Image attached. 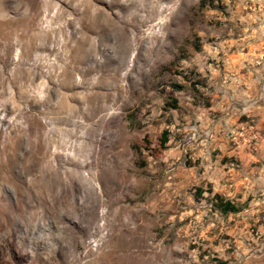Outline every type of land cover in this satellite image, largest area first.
Returning a JSON list of instances; mask_svg holds the SVG:
<instances>
[{"label": "rangeland", "instance_id": "obj_1", "mask_svg": "<svg viewBox=\"0 0 264 264\" xmlns=\"http://www.w3.org/2000/svg\"><path fill=\"white\" fill-rule=\"evenodd\" d=\"M69 2L0 0V264H128L129 250L150 264H264V0H139L144 23L97 63L82 48L103 33ZM107 3L102 15L124 14ZM44 41L54 50L26 94L28 47ZM45 136L54 165L81 166L72 223L34 202L37 170L11 171L25 149L8 144ZM214 194L241 211L222 215Z\"/></svg>", "mask_w": 264, "mask_h": 264}, {"label": "bare ground", "instance_id": "obj_2", "mask_svg": "<svg viewBox=\"0 0 264 264\" xmlns=\"http://www.w3.org/2000/svg\"><path fill=\"white\" fill-rule=\"evenodd\" d=\"M105 1H107V0H70V2L75 3V5H74L75 11L80 12L84 17L88 18L90 20V25L96 27V31L103 33L101 39L99 41H97V43L93 42L92 45H90L88 48H86V49L82 48V51H83L84 55L87 57V59L89 61L90 60L93 61L94 63L98 62V56H100V55L104 56L106 53H108L110 51V49L112 50V47L114 45H116L117 43H119V42H121L127 38H129L128 37L129 36L128 28L133 23L143 24L145 21V20H143V18H139L136 11L134 10V5L139 0H108L107 4L109 5L110 8L121 9L124 11V14H122V15H113L112 16L110 14L112 17H106L105 15H102V10L99 7V5H103L105 3ZM154 2H155V0H154ZM49 7H51V6L49 5ZM143 7H144V4L139 6V8H143ZM131 8H133V9H131ZM65 14H66L65 9L62 8V6H59V9H58L57 13L55 14L54 19H58L59 17L61 18V17L65 16ZM88 23H89V21H88ZM84 27L85 26H83V28ZM39 32H42V30L41 31L39 30ZM31 37L34 38L33 35ZM76 40H77V44H79L80 46L82 45V43L84 41L82 37L76 38ZM48 46H49L48 41L47 42L44 41L41 43L33 42L28 47L30 52L34 51L36 54H35V59L33 60L32 69H28V70L24 71L25 72V73H23L24 76L21 77V79L23 81L31 80V82L28 85L26 83H24L26 85H22L23 92H26V94L31 93L36 89V84L34 81H35V78H37V76L39 75L37 63L40 60H43V58H44L42 55V52L48 51L50 53L54 50V48H52V50H49ZM76 47H77V45H76ZM77 49H79V47ZM82 51H81V53H82ZM37 53H40V55H37ZM83 53L81 55H83ZM77 54H78V52H77ZM80 58H82V57H80ZM84 59H86V58H84ZM88 60H87V62H88ZM80 63H79V65H80ZM18 65H21V64L18 63ZM84 71H86V70H84ZM63 73L67 74L68 72H67V70H64ZM28 99H29L28 101H34V102L37 101V100H35L36 96H33V95L32 96L30 95L28 97ZM72 135H74V134H72ZM75 141H73V142H75ZM53 143H55V141L50 139L49 137H46V136L43 139H40L37 141L30 140L29 142H27L26 145H22V143L20 144V142L18 140H17V144L10 145V143H9L8 145L10 147H12L14 150H16L18 148L19 149L21 148V150H22V148L25 149L24 150V157L22 159L23 161H22V165H21L22 168L17 166V165H14V167L11 166L12 167L11 171L15 172V174L17 176H22V175H24V173H27V172L30 173V172H34L37 170L38 173L35 176V182H34V185L36 187L35 192H34L35 196H33L34 202L37 205L42 204V205L46 206L51 211V216L54 217L55 219L56 218L58 219L59 217L66 216L67 222L72 223V221L68 220L69 216L71 214H73L75 211H77L83 207V200H81V192H82V187H83V184L85 182V179L82 177V174L80 171L81 166H77V168L75 170H71L69 168H66V165H68V162H66L65 160H61L60 162H58V164L54 165L53 162H51L50 160L47 159L48 156L51 154L50 149H51V146ZM56 143H58V141H56ZM80 162H82V161H80ZM73 219H74V217H73ZM56 223H57V225H56L57 231L60 230V232L63 234L61 237H64V235H70L68 233L67 229L59 221H57ZM42 225H39V228L42 229ZM35 227L38 228V225H35ZM97 250H98V248H97ZM113 254L114 253H112V255ZM135 254L136 253L129 250V253H127L124 256V259H126V261H128V264H150L148 259L145 258V259L139 260L138 259L139 255H135ZM122 257L123 256L120 255L118 257V259H121ZM112 260H115V258H112Z\"/></svg>", "mask_w": 264, "mask_h": 264}, {"label": "trees", "instance_id": "obj_3", "mask_svg": "<svg viewBox=\"0 0 264 264\" xmlns=\"http://www.w3.org/2000/svg\"><path fill=\"white\" fill-rule=\"evenodd\" d=\"M176 88H179V86H176ZM177 102L173 100L172 104H170V107L172 109L177 108ZM168 142V132H163L161 135V138L159 140V145L162 147V149H165L166 144ZM197 193L199 196L202 195L203 190L197 189ZM212 203L213 206L222 214V215H227L230 213H238L241 211V207L235 205L234 203L225 200L222 196L219 194H214L212 197Z\"/></svg>", "mask_w": 264, "mask_h": 264}]
</instances>
